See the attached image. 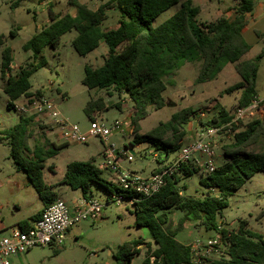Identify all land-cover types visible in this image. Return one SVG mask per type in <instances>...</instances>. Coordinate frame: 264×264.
I'll return each mask as SVG.
<instances>
[{
    "label": "trees",
    "instance_id": "16d2710c",
    "mask_svg": "<svg viewBox=\"0 0 264 264\" xmlns=\"http://www.w3.org/2000/svg\"><path fill=\"white\" fill-rule=\"evenodd\" d=\"M22 0L12 2V7ZM97 8H91L80 0H68L76 7V14L60 15L49 8L50 22L37 31L24 44L23 49L32 53V60L12 73V50L6 46L2 51L1 76L5 80L3 89L8 95V107L13 108V101L22 95H41L43 89L32 90L31 76L47 63L42 50L46 46L57 47L61 37L75 29L77 35L72 40L74 49L82 56L95 50L101 42L108 46L104 63L96 68L85 66L83 83L90 89L107 90L126 94L133 104L132 116L134 146L149 142L158 153L155 161L161 165L170 162V152L179 151L180 140L185 135L183 129L196 113L191 107H184L174 112L168 121L160 122L146 133L140 132V121L149 115V106L161 109L166 100L163 92L167 89L166 78L186 62L200 61L201 67L197 81L204 83L212 80L228 63L235 64L241 80L224 89L225 93L240 90L237 107H247L259 96L257 77L262 53L243 59L252 45L244 37L248 25L247 13L253 9V0H236L235 14H225L210 21H200V7L193 0H183L181 7L158 25L154 20L180 0H101ZM116 8L119 14L115 27L103 29L107 10ZM12 35L16 30H11ZM0 35V43L4 42ZM264 105V97L261 100ZM118 108L121 103L116 104ZM216 112L202 124L222 126L232 120L233 113L225 106L216 103ZM104 97H92L85 106V112L93 120L95 112L106 109ZM35 116L19 115L18 122L4 131L0 140L7 139L10 145V157L18 169L27 173L43 201V207L29 219L20 221L22 228L31 226L38 219L45 207L56 198L54 185L44 180L43 169L48 158L57 155L67 142L36 144L30 149L27 144L29 127ZM238 124H233V129ZM49 127V126H47ZM170 131L173 138L166 137ZM264 136L262 119L248 122L244 130L236 133L235 140L226 147L228 159L217 165L214 171L206 172L201 183L211 190L205 196H186L179 186L181 175L188 177L198 167L189 161L165 178L164 186L155 194L146 197L133 190L123 189L101 175V168L94 160L70 161L61 183L72 189H80L83 196H93V185L98 184L107 192L106 201L110 203L113 195L123 199H134L131 203L135 214V223L148 229L151 242L136 238L124 242L113 254L115 264H130L133 256L141 252L140 244L147 245V255L142 262L152 258L161 259L167 264H189L193 259L191 243L185 244L176 238L177 231L168 228L166 209L172 207L186 212L185 218L199 220L208 230L219 231V216L229 205V196L238 191L253 175L264 172V149L255 152L245 151L246 147L257 143ZM223 252L212 264H264V235L252 232L243 220L237 230L221 229Z\"/></svg>",
    "mask_w": 264,
    "mask_h": 264
},
{
    "label": "rangeland",
    "instance_id": "374dc122",
    "mask_svg": "<svg viewBox=\"0 0 264 264\" xmlns=\"http://www.w3.org/2000/svg\"><path fill=\"white\" fill-rule=\"evenodd\" d=\"M15 0H0V35L4 42L0 43V136L9 130L19 120V113L8 107V95L4 92V79L1 76L2 51L6 46L12 50V73H16L22 66L30 62L32 53L23 49V44L32 37L39 29L50 22L49 8L55 13H76V7L71 6L68 0H22L12 7ZM91 8H97L101 0H80ZM105 1V0H104ZM177 4L160 14L154 24L158 25L180 7ZM200 7L198 19L210 21L225 14L233 17L235 7L239 4L236 0H193ZM253 9L249 12L248 25L243 34L252 45L243 59L252 58L259 53L262 57L259 62L257 77L258 98L264 97V0H253ZM119 14L116 8L107 10V18L102 24L103 29L112 28L118 24ZM16 30L12 35L11 30ZM77 31L72 29L65 33L57 47L46 46L42 50L47 63L35 72L31 78L32 90L43 89L45 95L55 100L63 98L57 105L63 118L70 123L77 124L86 130L90 126V118L85 112L88 101L94 97H104L107 108L96 111L95 116L108 122L116 119H126L130 122L135 112L132 102L126 94L114 93L109 95L107 90H94L83 83L85 66L93 68L104 63L107 55L105 49L108 46L102 42L92 53L82 56L72 45ZM96 56V57H95ZM201 67L200 61L186 62L175 72H172L165 80L167 89L163 92L166 104L161 109L149 106V115L140 121V132L146 133L157 126L160 122L168 121L172 114L184 107L191 106L195 114L184 125L185 135L180 140L181 146L192 142L199 134L206 131V122L216 112V103L225 106L233 114L237 108L240 90L225 93L224 89L241 80L235 69V64L228 63L224 69L212 80L200 83L197 76ZM117 103H121L118 108ZM260 111L247 115L238 121V127L230 130H220L219 134L211 138L216 151V164L220 165L227 161L226 147L233 143L236 133L244 130L246 124L254 119H262L264 124V105L260 103ZM49 126V127H47ZM129 129L122 133H113L110 140L117 147L130 146L134 140V133ZM129 134V135H128ZM128 135V136H127ZM166 137L173 138L168 131ZM51 142H64L58 140L57 130L51 128L47 118L36 116L29 127L27 144L34 149L36 144ZM134 143V142H133ZM103 143L99 138H91L87 143L73 141L67 144L60 152L48 158L45 162L44 180L49 185H54L55 198L60 197L69 202L74 197L82 196L80 189H72L61 183L65 174L66 166L74 160H94L100 167L102 155L100 149ZM264 149V136L257 143L246 147L245 151L255 152ZM135 156L132 161L122 160V166L136 169L144 175L150 174L159 164L154 160V147L149 142L139 143L130 149ZM180 151V150H179ZM179 151L170 152V160L178 155ZM199 170L188 177L181 175L179 186L186 196L202 197L208 191L216 192L203 185L200 181L205 177L204 168L193 161ZM101 175L107 181L117 185L115 174L108 169H101ZM94 197L104 204L102 218L97 221L83 220L70 229L62 245H37L24 253L12 257L14 264H115L113 256L120 245L124 242L141 238L145 242H151V247L156 244L151 240L149 231L144 226L135 223V214L128 202L116 204L107 203V192L98 184L93 185ZM43 201L35 187L30 182L27 173L18 169L10 157V145L7 139L0 140V223L11 225L18 220L29 219L32 214L38 212ZM168 216V228L176 230V238L185 244L192 243L198 238L206 239L216 235L214 230H206L199 220L185 218L186 212L177 208L166 209ZM247 221V228L264 235V172L259 171L235 193L229 196V205L226 207L219 221L229 230H237L241 221ZM8 231H0V237L8 235ZM78 233V235H75ZM147 244V243H146ZM140 244L141 252L135 254L130 264H142L147 255V245ZM216 255H213L215 258Z\"/></svg>",
    "mask_w": 264,
    "mask_h": 264
},
{
    "label": "built area",
    "instance_id": "2783aa9c",
    "mask_svg": "<svg viewBox=\"0 0 264 264\" xmlns=\"http://www.w3.org/2000/svg\"><path fill=\"white\" fill-rule=\"evenodd\" d=\"M262 99L257 98L247 107H237L232 120L222 126H209L199 137L182 146L178 155L170 162L161 165V169L144 175L122 166V160L132 161L135 156L130 149L133 145H125L120 148L110 140L113 133L125 134L133 132L131 121L116 119L108 122L100 117L90 121L88 129L83 130L77 124L70 123L61 116L55 101L45 95H22L13 101V108L22 116H41L48 120L51 128L57 130L58 140L64 142L87 143L91 138H99L103 143L101 152V169H108L115 174L117 185L123 189L133 190L143 196L149 197L157 193L165 184L166 176L177 172L184 163L189 161L198 162L206 172H212L217 167L215 158L216 151L211 138L219 134L220 130H230L233 124L247 116L260 111ZM154 160L158 153H154ZM112 202L122 204L133 203L134 199H123L113 195ZM108 203V202H107ZM94 196H81L70 205L64 199L57 197L45 207L40 217L32 221L31 226L22 228L19 225L12 226L8 235L0 237V264H13L12 257L18 256L37 245H62L69 230L83 220L97 221L102 218L103 207ZM1 217V214H0ZM224 228L221 224L216 235L206 239L198 238L191 245L193 259L189 264H212V260L219 258L223 252L222 233ZM213 255H216L213 258ZM145 259V258H144ZM144 261V260H143ZM143 264H167L161 259L152 258Z\"/></svg>",
    "mask_w": 264,
    "mask_h": 264
},
{
    "label": "crops",
    "instance_id": "0c3cea01",
    "mask_svg": "<svg viewBox=\"0 0 264 264\" xmlns=\"http://www.w3.org/2000/svg\"><path fill=\"white\" fill-rule=\"evenodd\" d=\"M73 15H75L76 13H72ZM248 17H249V13H247V19H248ZM50 20V19H49ZM40 30V29H39ZM38 30V31H39ZM245 30V29H244ZM102 43V42H101ZM92 52H94V50L93 51H91L90 53H92ZM108 52V50L107 49H105V53H107ZM89 54V53H88ZM87 54V55H88ZM96 57V56H95ZM105 58V57H104ZM246 59H248V58H246ZM61 99H63L62 97H61ZM128 130V129H127ZM129 135V134H128ZM127 135V136H128ZM102 150H103V148L102 149H100V154H101V152H102ZM157 168V167H156ZM134 170V169H133ZM135 171H136V169H135ZM153 172V170L150 172V173H152ZM149 175V174H148ZM55 191V190H54ZM83 196V195H82ZM93 196H94V194H93ZM76 199H78V198H76V197H74L73 199H71V201H69L68 203L70 204V205H73L74 204V202H75V200ZM42 207H43V204H42V206L40 207V209L39 210H41L42 209ZM38 210V211H39ZM37 213V212H36ZM36 213H34V214H36ZM34 214H32V215H34ZM31 215V216H32ZM20 221H22V220H18V221H16L15 223H12L11 225H6V224H4L3 223V221L0 223V231H10V229H11V227L12 226H15V225H17ZM70 230H69V232L67 233V235L68 234H70ZM75 235H78V233H76ZM12 261H13V259H12ZM13 264H14V262H13Z\"/></svg>",
    "mask_w": 264,
    "mask_h": 264
},
{
    "label": "water",
    "instance_id": "95a60500",
    "mask_svg": "<svg viewBox=\"0 0 264 264\" xmlns=\"http://www.w3.org/2000/svg\"><path fill=\"white\" fill-rule=\"evenodd\" d=\"M171 75H172V74H171ZM61 100H62V99L59 98V99H55L54 101H55L56 104H58L59 102H61Z\"/></svg>",
    "mask_w": 264,
    "mask_h": 264
}]
</instances>
